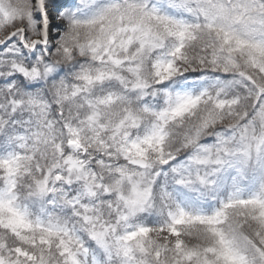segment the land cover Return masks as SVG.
Instances as JSON below:
<instances>
[{"label": "snow or ice", "instance_id": "1", "mask_svg": "<svg viewBox=\"0 0 264 264\" xmlns=\"http://www.w3.org/2000/svg\"><path fill=\"white\" fill-rule=\"evenodd\" d=\"M0 264H264V0H0Z\"/></svg>", "mask_w": 264, "mask_h": 264}]
</instances>
